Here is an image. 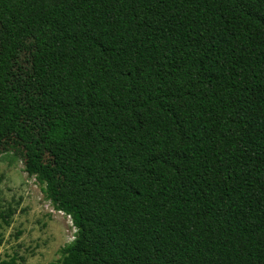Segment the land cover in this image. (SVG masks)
<instances>
[{"label":"trees","instance_id":"trees-1","mask_svg":"<svg viewBox=\"0 0 264 264\" xmlns=\"http://www.w3.org/2000/svg\"><path fill=\"white\" fill-rule=\"evenodd\" d=\"M39 1L0 0V157L71 218L57 264H264V0H67L94 22L130 8L105 40ZM37 25L93 52L30 76L23 105L14 65Z\"/></svg>","mask_w":264,"mask_h":264},{"label":"rangeland","instance_id":"rangeland-1","mask_svg":"<svg viewBox=\"0 0 264 264\" xmlns=\"http://www.w3.org/2000/svg\"><path fill=\"white\" fill-rule=\"evenodd\" d=\"M39 2L40 16L60 21L74 30L89 31L102 40L123 31L130 17V8L125 6L109 22H94L90 6L77 7L67 0ZM26 9L24 6L20 11ZM91 52V48L70 49L43 26L29 30L13 71V85L23 105L37 96L28 84L30 76L41 72L52 77L66 67L77 68L82 57ZM37 127L44 132L38 124ZM44 149L46 163L55 167L67 156L64 149L55 145L45 144ZM24 168L23 160L11 153L0 157V262L16 258L17 264H57L61 250L75 240L76 229L68 216L53 210L41 186L28 177ZM8 209L15 211L8 220L9 226L3 219Z\"/></svg>","mask_w":264,"mask_h":264},{"label":"clouds","instance_id":"clouds-1","mask_svg":"<svg viewBox=\"0 0 264 264\" xmlns=\"http://www.w3.org/2000/svg\"><path fill=\"white\" fill-rule=\"evenodd\" d=\"M63 214V213H62ZM70 218V217H69ZM71 219V218H70Z\"/></svg>","mask_w":264,"mask_h":264}]
</instances>
